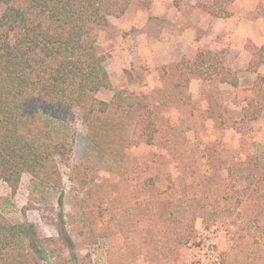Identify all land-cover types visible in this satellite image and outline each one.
Segmentation results:
<instances>
[{
  "label": "rangeland",
  "instance_id": "1",
  "mask_svg": "<svg viewBox=\"0 0 264 264\" xmlns=\"http://www.w3.org/2000/svg\"><path fill=\"white\" fill-rule=\"evenodd\" d=\"M145 1L130 2L139 19L149 15L143 26L109 16L107 26L94 29L111 87L90 94L67 119L45 117L55 140L66 138L71 147L56 157L59 180L37 183L23 172L14 194L0 180V212L11 223L35 226L38 233L24 246L45 253L40 264H196L189 256L201 229L216 226L220 233L230 225L228 241L218 235L219 264H264V65L256 73L238 70L240 86L250 87L261 106L256 120H244L234 88L218 76L207 87L180 86L173 63L188 55L149 45L192 27L186 17L196 11L186 5L146 15L151 0ZM255 8L249 19L263 20L264 0ZM221 52L245 64V54ZM117 90L150 95L157 130L151 144L134 138L139 108L110 104L96 121L118 125L122 145L109 155L88 135L94 125L88 109L92 98L109 103Z\"/></svg>",
  "mask_w": 264,
  "mask_h": 264
},
{
  "label": "trees",
  "instance_id": "2",
  "mask_svg": "<svg viewBox=\"0 0 264 264\" xmlns=\"http://www.w3.org/2000/svg\"><path fill=\"white\" fill-rule=\"evenodd\" d=\"M232 1L207 0L197 7L212 16L228 17ZM130 2L0 0V180L12 194L23 172L37 183L59 180L56 157H66L71 147L66 138L55 140L45 117L67 119L90 94L111 87L105 55L96 50L94 29L107 26L109 16H122ZM248 50L247 69L256 71L264 64V43ZM175 68L180 86H188L193 74L202 76L203 87L218 76L220 82L235 89V101L245 104L244 120H256L260 114L261 106L249 95L250 87L239 86L236 70L220 53L196 46ZM110 104L120 109L139 108L133 137L153 143L157 129L151 96L117 90L109 103L92 98L88 109L94 122L88 135L100 150L110 155L122 145L115 121L104 118L96 125L99 114ZM89 226L92 233L93 221ZM34 227L28 222L11 223L0 212V264H40L46 258L43 251L36 255L37 250L24 246L31 233H38Z\"/></svg>",
  "mask_w": 264,
  "mask_h": 264
},
{
  "label": "crops",
  "instance_id": "3",
  "mask_svg": "<svg viewBox=\"0 0 264 264\" xmlns=\"http://www.w3.org/2000/svg\"><path fill=\"white\" fill-rule=\"evenodd\" d=\"M205 1L207 0H181L179 4L174 3L173 5L170 4L171 2H169L168 0L167 2L169 4L161 0H151L149 2V5H145V7L143 6L146 15L151 12L153 16L164 15L165 13L173 14L172 12H177L178 10L180 11V9H183L186 5H190L192 9L196 11L194 13L195 15L193 18L191 17V15L190 18L186 17L188 21H190L191 19L194 20L192 27H187V29L183 30L181 33L177 31L170 32V34L166 36V38H164L160 44L153 43L152 45H149L150 47L154 46L155 49L159 46L161 53H169L174 55H176V53L177 55H188L190 53V50L196 46L204 51L210 50L213 52L220 53L223 56L225 62L232 69L236 70L240 86V84L242 83V77L239 74L238 70L242 69V66H244V69H246L250 59V52L249 50H247V42H253L254 44H256V46H260L264 43V18L263 20L258 17L253 20L249 19V17L254 16L252 15L253 12H257L255 7L256 5H259V0H233L232 14L228 17L212 16L209 13L204 12L200 7H197L198 2ZM156 2L158 3L156 4ZM131 4L132 3H129L127 9L125 10L122 16L116 18L124 24H127V26H143L147 22L149 15L144 17V19H139L135 15V12L131 11ZM145 4L147 3L145 2ZM169 17L167 18L169 19ZM181 18H183V16H181ZM170 19L172 20L171 17ZM170 19L169 22H171ZM123 30H127V27H124ZM125 44L127 46V43H123L122 46ZM162 48L164 50H162ZM230 48L239 52L240 55L244 56L245 54V64L238 61L231 63L230 59H227L225 57V55H227L225 54L226 52H221L223 49ZM183 57H181V59ZM177 59H175L173 63L174 68L175 63L181 60ZM258 69L252 72L256 73ZM192 84H197L199 87L203 86L202 76L198 74L190 75L188 86H191ZM220 84L229 85L225 82H220Z\"/></svg>",
  "mask_w": 264,
  "mask_h": 264
},
{
  "label": "built area",
  "instance_id": "4",
  "mask_svg": "<svg viewBox=\"0 0 264 264\" xmlns=\"http://www.w3.org/2000/svg\"><path fill=\"white\" fill-rule=\"evenodd\" d=\"M231 228V225L228 226ZM216 226H213L210 229H201L200 237H198L199 244L195 246L194 251L191 253L189 258L191 259V263L196 264H219V252H218V235H226L224 237V242L229 240V228L227 230H220V234L216 230Z\"/></svg>",
  "mask_w": 264,
  "mask_h": 264
}]
</instances>
